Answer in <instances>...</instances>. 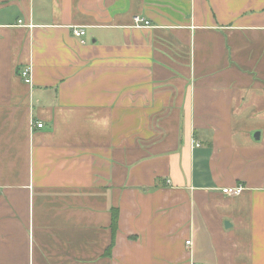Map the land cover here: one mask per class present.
Segmentation results:
<instances>
[{
	"label": "crops",
	"instance_id": "obj_1",
	"mask_svg": "<svg viewBox=\"0 0 264 264\" xmlns=\"http://www.w3.org/2000/svg\"><path fill=\"white\" fill-rule=\"evenodd\" d=\"M0 264H264V0H0Z\"/></svg>",
	"mask_w": 264,
	"mask_h": 264
},
{
	"label": "built area",
	"instance_id": "obj_2",
	"mask_svg": "<svg viewBox=\"0 0 264 264\" xmlns=\"http://www.w3.org/2000/svg\"><path fill=\"white\" fill-rule=\"evenodd\" d=\"M133 24L137 27H143V26H148L149 22L146 19L140 18L138 16L134 17L133 19ZM71 32L72 35L75 37H82L85 34V29L83 27H77V26H73L71 28ZM81 43H84L83 40H80ZM19 75L21 76V78L23 79V81L27 84L31 83V71L29 67H21L19 70ZM35 125L37 127H41L42 123H35ZM243 190V187L238 185V186H234V187H225L222 188V193L228 195V196H236L239 195L241 193V191ZM187 245H189L191 243L190 240H186L185 242Z\"/></svg>",
	"mask_w": 264,
	"mask_h": 264
},
{
	"label": "trees",
	"instance_id": "obj_3",
	"mask_svg": "<svg viewBox=\"0 0 264 264\" xmlns=\"http://www.w3.org/2000/svg\"><path fill=\"white\" fill-rule=\"evenodd\" d=\"M116 223H117V213L114 210L113 214H112V222H111V229H112V240L110 242V244L108 245V247L105 250V253L108 254V252L110 251L112 245H113V234L115 232L116 229Z\"/></svg>",
	"mask_w": 264,
	"mask_h": 264
}]
</instances>
